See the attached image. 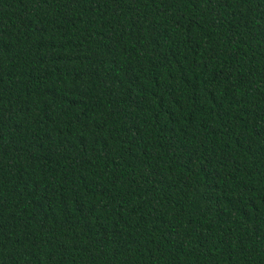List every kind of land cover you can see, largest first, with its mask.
Wrapping results in <instances>:
<instances>
[{"label":"trees","instance_id":"obj_1","mask_svg":"<svg viewBox=\"0 0 264 264\" xmlns=\"http://www.w3.org/2000/svg\"><path fill=\"white\" fill-rule=\"evenodd\" d=\"M0 264H264V0H0Z\"/></svg>","mask_w":264,"mask_h":264}]
</instances>
